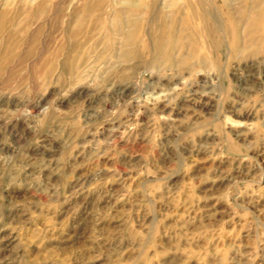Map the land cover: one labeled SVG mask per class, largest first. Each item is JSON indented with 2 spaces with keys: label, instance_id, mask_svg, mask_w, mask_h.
I'll return each mask as SVG.
<instances>
[{
  "label": "rangeland",
  "instance_id": "374dc122",
  "mask_svg": "<svg viewBox=\"0 0 264 264\" xmlns=\"http://www.w3.org/2000/svg\"><path fill=\"white\" fill-rule=\"evenodd\" d=\"M0 264H264V0H0Z\"/></svg>",
  "mask_w": 264,
  "mask_h": 264
}]
</instances>
